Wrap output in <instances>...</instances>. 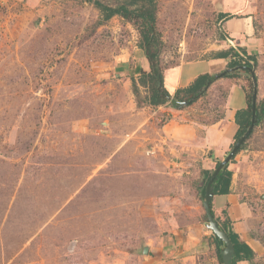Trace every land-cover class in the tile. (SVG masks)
Masks as SVG:
<instances>
[{
	"label": "rangeland",
	"instance_id": "obj_1",
	"mask_svg": "<svg viewBox=\"0 0 264 264\" xmlns=\"http://www.w3.org/2000/svg\"><path fill=\"white\" fill-rule=\"evenodd\" d=\"M155 4L163 71L244 46L256 54L257 99L264 98V0ZM243 17L251 32L235 41L229 33ZM100 20L85 0H0V264H152L143 246L205 227L202 154L166 139L161 128L171 116L137 107L124 72L143 52L141 25ZM224 81L178 120L200 134L199 125L222 114ZM228 168L264 262V118Z\"/></svg>",
	"mask_w": 264,
	"mask_h": 264
},
{
	"label": "crops",
	"instance_id": "obj_2",
	"mask_svg": "<svg viewBox=\"0 0 264 264\" xmlns=\"http://www.w3.org/2000/svg\"><path fill=\"white\" fill-rule=\"evenodd\" d=\"M246 26L247 23L243 17L238 26L228 33L230 36L236 37L235 41H237L239 36L250 35ZM226 64L227 59L222 58L185 61L164 69L163 85L172 95L176 89L189 85L197 75L216 74L225 69ZM139 68L145 71L150 70L148 59L142 51H136L129 64L124 67V72L130 77L137 78ZM224 82L227 90L224 96L222 115L210 124L199 125L200 134H198V128L194 123L178 120L183 117L182 113L188 112V110L174 109L163 105L158 107L171 116V119L161 128L162 132L164 131L166 134V139L178 144L182 151L188 155L194 156L201 153V162L206 170H213L215 160H221L230 150L237 131L234 115L238 109L246 107L242 83L228 80ZM212 204L217 213L225 208L230 219L231 230L254 252L253 259L250 261L241 260L237 264H264L261 258L263 254L262 241L254 235L256 223L252 221L254 218L248 205L242 201L241 194L236 188H233L232 180L230 192L213 195ZM181 232L179 238L163 236L154 246H147V256L152 264H221L215 252L214 234L206 226L196 223Z\"/></svg>",
	"mask_w": 264,
	"mask_h": 264
},
{
	"label": "trees",
	"instance_id": "obj_3",
	"mask_svg": "<svg viewBox=\"0 0 264 264\" xmlns=\"http://www.w3.org/2000/svg\"><path fill=\"white\" fill-rule=\"evenodd\" d=\"M93 4L101 15V23L109 20L113 16H120L128 21H135L141 25L140 35L142 42L140 47L148 59L150 64V70L145 71L139 68L138 78L131 76L132 93L135 97L137 107L151 106L157 107L162 105H168L172 108H177L179 102L192 100L191 104L195 102L199 97L204 96L209 87L215 83L216 79L214 74L202 73L197 75L189 85L178 88L171 95L163 85V69L159 61V39L158 32L156 31V4L155 0H121L120 3L111 6L101 2L100 0H85ZM229 14L219 13V20H229ZM228 18V19H227ZM227 37V36H226ZM229 38V37H228ZM213 58L227 59L226 68H232L238 65H245L247 68L232 71L226 74L223 79L228 81L238 82L243 78V73L248 74V81L250 82L249 92L241 84V87L245 94L246 107L238 109L234 115V120L237 125V131L234 135V142L230 146L232 148L236 140L244 133L251 119V96H252V81L249 72V68L253 67L257 63L256 54H251L244 46H231L228 49L221 50L215 53ZM210 81L206 91H203L204 86ZM140 87L144 89L142 94ZM225 92L227 86L224 88ZM190 105V104H189ZM188 105V106H189ZM187 106H183L179 109H185ZM257 118L255 126L259 124L262 118H264V98L257 101L256 105ZM222 115V114H221ZM219 115L218 117H220ZM217 119V118H216ZM215 119V120H216ZM214 120V121H215ZM213 122V121H212ZM252 134L250 132L249 136ZM242 150V147L238 149L236 154ZM235 154V155H236ZM234 155V156H235ZM234 158V157H233ZM232 158V159H233ZM220 160H215V166ZM212 173V170L202 169L201 174L203 176V186L200 190V196L203 200L205 185ZM232 180V171L228 166L221 170L213 180V195L227 194L230 192V184ZM210 212L214 220L218 223L219 227L228 233V236L233 244V256L230 260V264H237L241 260H251L254 257L252 249L243 241L238 239V236L230 228V219L224 209L219 213L213 209L212 199L210 200ZM206 218V215L204 214ZM215 252L219 262L222 264L221 251L223 243L215 235H213Z\"/></svg>",
	"mask_w": 264,
	"mask_h": 264
},
{
	"label": "water",
	"instance_id": "obj_4",
	"mask_svg": "<svg viewBox=\"0 0 264 264\" xmlns=\"http://www.w3.org/2000/svg\"><path fill=\"white\" fill-rule=\"evenodd\" d=\"M243 68H247L245 65H238L232 68H225L222 71L214 74L216 79H220L224 77L226 74L231 73L232 71L240 70ZM250 76H251V81H252V96H251V119H250V124L244 131V133L236 140V142L233 144L232 148L228 150V152L225 154V156L216 164L214 169L212 170V173L205 185V190H204V197L202 200V206L204 213L206 215V223L205 226L212 231V233L223 243V248L221 251V258H222V264H230V260L233 256V244L228 236V233L222 230L218 223L214 220L211 212H210V200L213 197V180L217 176V174L225 169L228 164L230 163L231 159L234 157L236 152L238 151L239 148L244 147L245 142L250 134V132L253 130L255 126V121L257 118L256 114V105H257V80L255 77L254 73V64L252 68H249ZM211 84L210 81L207 82V84L204 86L203 91H206L208 86ZM192 100L188 101H181L178 104L177 109L187 106L191 104ZM148 247L143 246L141 248L142 253H147Z\"/></svg>",
	"mask_w": 264,
	"mask_h": 264
},
{
	"label": "bare ground",
	"instance_id": "obj_5",
	"mask_svg": "<svg viewBox=\"0 0 264 264\" xmlns=\"http://www.w3.org/2000/svg\"><path fill=\"white\" fill-rule=\"evenodd\" d=\"M245 22L247 23V26H246V30L248 31V32H251V27L249 26V23H248V17H245ZM247 32V33H248ZM204 66V65H203ZM198 69V68H197ZM203 69V68H202ZM201 69V70H202ZM195 71H196V68H195Z\"/></svg>",
	"mask_w": 264,
	"mask_h": 264
}]
</instances>
